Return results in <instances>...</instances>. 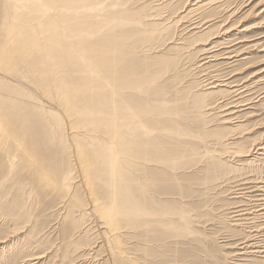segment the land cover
Wrapping results in <instances>:
<instances>
[{
    "label": "rangeland",
    "instance_id": "rangeland-1",
    "mask_svg": "<svg viewBox=\"0 0 264 264\" xmlns=\"http://www.w3.org/2000/svg\"><path fill=\"white\" fill-rule=\"evenodd\" d=\"M41 1L31 0L29 6ZM119 1L104 3L108 19L118 13L125 16L108 35L109 41L123 46V54L108 56V83L135 89L128 99L132 107L142 111L138 133L149 135L148 131L154 129L151 135H159V144L168 153L179 150L176 177L156 181V193L150 196L149 208L164 225L148 236L151 246L138 236L130 240L128 249L137 252L142 264H264V217H253L260 210L255 206L260 203L258 182L264 183V152L252 150L250 156L246 152L264 143V83L252 86L238 103L231 102L226 88L210 89L214 86L208 85L227 78L241 84L264 68V38H259L264 36V0H230L222 8L203 14L205 20L213 18L214 24L209 32L201 34L189 30L195 17L175 22L183 16L187 0H125L123 12L116 7ZM257 3L258 8L253 7ZM14 9L13 0H0V38L15 23ZM223 30L229 33L223 35ZM224 36L232 49L243 50L238 59L246 58L232 68L224 60H204L209 55L202 51L203 41L219 42ZM252 40L259 46L244 49ZM83 67L88 73L95 64L86 61ZM206 78L212 80L207 82ZM39 91L56 96L54 90ZM34 102L29 99V104ZM217 102L229 105L218 109ZM230 107L234 113L225 122V114L231 113L225 110ZM30 127L35 129V121ZM39 133L34 134L40 137ZM41 198L33 196L27 208H21L25 195L19 189L8 185L0 190V264H108L109 257L92 225L84 239L63 241L54 200ZM252 235L256 237L255 248L244 247L252 243ZM87 245V250L63 259L67 251Z\"/></svg>",
    "mask_w": 264,
    "mask_h": 264
},
{
    "label": "bare ground",
    "instance_id": "bare-ground-1",
    "mask_svg": "<svg viewBox=\"0 0 264 264\" xmlns=\"http://www.w3.org/2000/svg\"><path fill=\"white\" fill-rule=\"evenodd\" d=\"M13 1L15 23L6 36L0 38V190L8 185L19 189L25 195L21 208H27L33 196L54 200L62 223L63 241L80 240L90 233L92 225L109 257L108 264H142L137 252L128 249V244L134 237L143 236L149 244L146 246H151L148 236L164 225L149 208L150 196L156 193V181L176 177L179 150L168 153L160 146L159 135H151L154 129L148 131L149 135L138 133L142 111L132 107V100L128 99L135 89L113 87L108 83V56L123 54V46L109 41L108 35L125 16L118 13L108 19V6L104 4L108 0H42L32 7L29 6L31 0ZM229 1L187 0L181 12L183 16L175 22L195 17L189 30H198L199 34L209 32L214 19L205 20L202 15L222 8ZM126 2L120 0L116 7L122 11ZM258 4L253 7L258 8ZM144 18L146 15L140 24ZM29 21L34 23L30 25ZM256 41H249L251 45L244 49L259 46ZM203 42L202 51L209 55L204 60H224L229 68L246 60L238 59L243 50L232 49L227 36L219 42ZM86 61L95 64L88 73L82 69ZM259 71L247 78L249 82L239 84L231 78L220 81L213 78L214 82L208 85L214 86L210 89L226 88L231 102L238 103L252 86L264 83L261 74L264 68ZM41 88L54 90L56 96L39 91ZM29 99L35 101L33 105L29 104ZM221 103L218 109L226 104ZM230 109L222 110L231 112ZM233 113H224L227 115L224 121L228 122ZM32 120L35 129L30 127ZM34 131L40 132V137ZM252 150L264 152V143L246 151L249 156ZM258 184H261L258 186L261 195L255 208L260 210L254 213V219L264 217V183ZM21 196L18 194L19 198ZM250 238L252 243L244 247L255 248L256 237ZM87 247L67 251L63 259H70Z\"/></svg>",
    "mask_w": 264,
    "mask_h": 264
}]
</instances>
